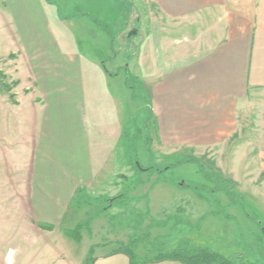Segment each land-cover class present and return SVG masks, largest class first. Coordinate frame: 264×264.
Returning a JSON list of instances; mask_svg holds the SVG:
<instances>
[{
	"label": "crops",
	"instance_id": "1",
	"mask_svg": "<svg viewBox=\"0 0 264 264\" xmlns=\"http://www.w3.org/2000/svg\"><path fill=\"white\" fill-rule=\"evenodd\" d=\"M0 1L16 43L15 52L0 58V71L18 82L12 91L15 104L0 93V107L8 117L6 123L0 119V264H39L28 259L29 249L37 246L56 251L52 264H86L89 252L93 264H129L118 250L128 242L121 232L134 236L132 220L125 229V219L99 218L107 214L104 205L96 221L87 223L91 233L101 232V242L90 241L78 261L55 245L64 239L63 228L79 222L73 213L91 205L86 196L106 185L119 166L126 146L123 99L129 90L123 77V98L114 97L110 84L121 71L128 79L131 63L148 67L141 97L150 106L154 151L169 159L213 151L217 169L234 187L242 185L240 178L256 179L264 172V151L253 154L254 130L239 122L249 103L264 98V0H146L168 23V40L142 45L136 59L117 65L126 68L115 73L106 63L116 55L107 60L87 56L71 34L54 30V4ZM6 58L10 65L3 70ZM155 187L149 192L157 194ZM251 187L259 192L254 183ZM180 198L177 210H188L200 220L206 214L199 211L214 210L194 194ZM155 199L157 213L173 205L167 196ZM118 204L107 209H119ZM109 243L112 248L94 253V247ZM133 254L141 260L154 258L138 250ZM223 256L242 263L240 255Z\"/></svg>",
	"mask_w": 264,
	"mask_h": 264
},
{
	"label": "rangeland",
	"instance_id": "2",
	"mask_svg": "<svg viewBox=\"0 0 264 264\" xmlns=\"http://www.w3.org/2000/svg\"><path fill=\"white\" fill-rule=\"evenodd\" d=\"M47 1L55 7V15L50 18L51 23L54 20L52 23L54 30L61 34L62 32L71 34L83 54L98 57L100 60L101 57L107 60V55L110 54L117 56L115 60L108 59L106 63L107 69L112 73L126 68L122 66L121 69L117 65L134 61L142 45L148 47V43L152 45L168 40V23L146 0ZM4 6L0 1V58L16 51L9 18L1 12ZM1 63L4 70L6 64L10 65L9 58L3 59ZM143 67L139 68L136 63H131L127 66V71L131 75L128 79L125 72L121 71L111 81L110 90L114 97L117 95L123 98L120 89L123 77L129 90L125 91L128 99L126 97L123 99L126 110L125 131L128 134L124 153L114 176L110 177L108 183L98 192L86 196L87 203L91 205L82 210L76 209L78 213L76 211L73 213L79 222L73 228H63L64 239L61 238L56 243V248L69 253L76 262L85 255L90 241L101 242V232L95 229L91 233L87 229V223L91 222L92 218L94 222L96 221L95 215L104 205L107 214L99 218L106 221L113 217L125 219L128 221L124 224L125 229L129 226V220H132L131 229L134 233L130 236H134L130 238L126 232L120 233L125 235L124 241H128L127 244L121 245L124 250H131L130 252L138 250L156 257L182 246L195 248L203 245L221 255H240L243 258L241 264H264V172L256 179L240 178L242 185L234 187L230 177L217 169L218 162L212 159L213 151L204 154L192 151L185 155H175L170 159L154 151L151 148V135L148 129L151 125L150 106L147 100L141 97L146 92L145 86L148 84V67L144 69ZM2 73H5V70ZM6 83L10 85L12 83L8 75ZM130 93H133L132 99H129ZM0 108L1 122L6 123L8 117L3 113V106ZM8 115L11 117L12 112L10 111ZM239 118L240 125H251L254 130L251 131L255 144L253 154H258L259 150L264 151V98L249 103ZM186 159L201 160L206 170H218L225 181L233 185V191L241 195V202L238 200L233 202L225 191L211 193L209 188L217 187L214 184L216 176L211 177L212 184L207 182L195 162L183 163ZM177 162L181 164L175 166ZM224 163L228 166L227 161ZM136 164H139L142 171L136 169ZM168 166L171 168L164 170ZM251 183L255 184L259 192H253ZM154 186L157 194L149 192ZM164 187L168 188L167 194ZM193 194L214 206V210L209 211L211 214L208 211H199L203 212L201 213L203 215L206 214L204 219L200 220L195 215H190L188 210L183 213L177 210L183 202L180 197H191ZM158 196H167L168 202L170 200L173 202L171 207L170 204L168 209L159 212L160 214L156 210L158 201L155 198ZM113 203H119L120 208L117 209L116 206V209L113 207L107 209ZM69 232H73L74 236L65 235ZM104 240L110 242L111 239ZM132 240H136L133 248L129 244ZM113 245L109 243L105 247H94V253L108 250ZM55 254L54 250L37 246L29 249L28 259L29 262L52 264L55 262L52 260Z\"/></svg>",
	"mask_w": 264,
	"mask_h": 264
},
{
	"label": "trees",
	"instance_id": "3",
	"mask_svg": "<svg viewBox=\"0 0 264 264\" xmlns=\"http://www.w3.org/2000/svg\"><path fill=\"white\" fill-rule=\"evenodd\" d=\"M18 85V82H12L11 85L6 83V76L2 71H0V93L8 95L9 99L15 104L14 100V94L12 93L13 89ZM149 129V127H148ZM125 139H127V132L125 131L124 133ZM132 137V136H131ZM138 137L140 135L138 134ZM188 162H195L199 168L200 174L204 176L207 182L213 183V179H211L212 176H216L217 180L215 181V185L217 186L216 189H210L209 191L211 193H216L217 191H225V194L228 196V198H232L233 202H241V195L235 193L233 191L234 187L233 185H229L223 176H221V173L216 170V171H209L206 170V166L201 160L197 159H186L183 161V163H188ZM181 162H177L175 166L180 165ZM136 166V165H135ZM171 166L166 167L164 170L170 169ZM137 169V166H136ZM138 170V169H137ZM151 170V168H150ZM142 171V170H138ZM209 171V172H208ZM214 174V175H213ZM218 175V177H217ZM213 178V177H212ZM208 188V187H207ZM196 189V188H195ZM42 228L44 229H51L52 227L50 226H44L41 225ZM68 237L74 236L73 232L65 233ZM135 241L132 240L130 241V245L135 247ZM119 252H123L129 259V264H149V263H156V262H161V261H176L179 262L180 264H236L234 260H232L229 257L223 256L219 253H216L212 250H210L208 247H195V248H187L185 247H180L177 248L171 252L168 253H161L157 255L156 257L152 259L145 258L143 260L138 259L135 257L133 254L134 251L130 252L131 250H124L123 248L120 247L118 250ZM91 252H89V257L87 259L86 264H93L94 259L91 257Z\"/></svg>",
	"mask_w": 264,
	"mask_h": 264
},
{
	"label": "water",
	"instance_id": "4",
	"mask_svg": "<svg viewBox=\"0 0 264 264\" xmlns=\"http://www.w3.org/2000/svg\"><path fill=\"white\" fill-rule=\"evenodd\" d=\"M136 166H137V168H138L139 170H141L139 164H136Z\"/></svg>",
	"mask_w": 264,
	"mask_h": 264
}]
</instances>
